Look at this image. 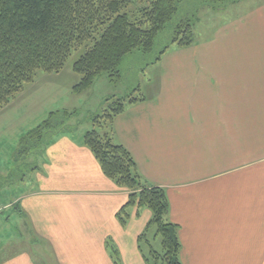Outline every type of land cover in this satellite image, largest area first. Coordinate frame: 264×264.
<instances>
[{
  "label": "crops",
  "instance_id": "1",
  "mask_svg": "<svg viewBox=\"0 0 264 264\" xmlns=\"http://www.w3.org/2000/svg\"><path fill=\"white\" fill-rule=\"evenodd\" d=\"M248 6L211 13L207 35L163 56L145 101L115 119L114 141L166 190L183 264H264V0ZM82 140L56 137L30 185L0 189V206L17 205L16 217L0 216V247L25 238L5 244L12 221L33 237L31 250L0 252V264H147L139 245L146 234L156 243L151 212L134 207L121 221L129 193Z\"/></svg>",
  "mask_w": 264,
  "mask_h": 264
},
{
  "label": "trees",
  "instance_id": "2",
  "mask_svg": "<svg viewBox=\"0 0 264 264\" xmlns=\"http://www.w3.org/2000/svg\"><path fill=\"white\" fill-rule=\"evenodd\" d=\"M244 1L192 0L186 2L191 5V14L185 13V18L174 23L185 0H0V109L22 92L25 85L34 82L39 71L61 72L74 52L84 49L72 67L80 76L72 90L82 94L100 76H118L120 65L129 55L152 53L159 37L170 32L169 42L152 64L155 66L173 47L184 49L194 44L200 8L217 11ZM143 101L141 94L116 99L101 116L106 123L87 132L82 141L94 154L104 175L129 193L121 221L127 222L129 210L134 207L151 212L148 229L154 231L157 244H152L147 234L140 239V249L149 247L144 256L146 263L183 264L179 229L169 220L166 190L149 185L129 151L113 139L115 119L128 106ZM67 116L66 112L50 113L46 121L22 139L18 154H26L38 142H44L52 128L58 136L70 135L71 128L61 120ZM52 142L45 143L46 149Z\"/></svg>",
  "mask_w": 264,
  "mask_h": 264
},
{
  "label": "rangeland",
  "instance_id": "3",
  "mask_svg": "<svg viewBox=\"0 0 264 264\" xmlns=\"http://www.w3.org/2000/svg\"><path fill=\"white\" fill-rule=\"evenodd\" d=\"M191 1L185 0L181 5V12L174 19V23L178 22L181 17L185 18V13L191 14L189 11L191 5L186 4V2L191 3ZM252 2L261 4L263 0H250L249 3L243 5L237 3L236 8L231 5L217 11L229 10V15L232 18L234 14H240L246 10ZM214 12L216 11L213 8L203 7L199 9L198 20L194 29L196 37L202 36L204 38L207 35L205 28L212 19L211 13ZM218 20L223 21L224 19L216 17L215 20H212V24H218ZM166 33L159 37L156 49L152 53L135 52L129 55L120 65L118 76L110 77L109 74H104L96 80L91 89L82 94H76L72 90L73 86L80 80V76L73 71L72 67L79 60L84 49L74 52L66 67L59 73L49 74L39 71L34 82L25 85L22 92L14 96L9 104L0 109V189L10 191L19 184L24 185V182L26 185H30V182L27 183V181L33 177L35 171L42 168L46 145L58 136L55 134L54 128L47 134L44 142L41 144L38 142L39 145L33 150L26 154L18 153L21 149L22 139L29 131L46 121L50 113H68V116L61 117V120L63 119L64 125L71 128L69 130L70 136L78 141L94 128L99 129V124L106 123V120L101 116L106 114L116 99L142 94L148 83V75L154 70L152 64L156 61L160 50L169 42L168 38L171 33ZM96 120L98 122L95 123ZM8 204L10 206H7ZM7 205L0 206V216L8 215L7 219L11 220V217L15 216V209L12 206L16 204L12 205L7 202ZM3 227L4 224L0 222V235H2ZM26 229L24 226L23 231L22 226L14 224L13 221L5 226L4 231L6 233L3 232V234L8 235L7 240L4 239L7 246L8 240L13 241L14 233L17 234L20 231V234L22 232L21 237L25 238L20 239V242L15 241L16 244H13V247L15 246L12 247L13 249L0 247L1 253L6 250L4 257L8 258L7 254L22 252L28 248L31 250L29 237L32 236L28 235ZM35 244L37 249L41 251V247L37 243Z\"/></svg>",
  "mask_w": 264,
  "mask_h": 264
}]
</instances>
